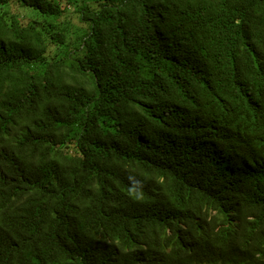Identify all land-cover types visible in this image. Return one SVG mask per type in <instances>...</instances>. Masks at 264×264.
Here are the masks:
<instances>
[{
  "label": "trees",
  "instance_id": "trees-1",
  "mask_svg": "<svg viewBox=\"0 0 264 264\" xmlns=\"http://www.w3.org/2000/svg\"><path fill=\"white\" fill-rule=\"evenodd\" d=\"M0 264H264V0H0Z\"/></svg>",
  "mask_w": 264,
  "mask_h": 264
},
{
  "label": "rangeland",
  "instance_id": "rangeland-1",
  "mask_svg": "<svg viewBox=\"0 0 264 264\" xmlns=\"http://www.w3.org/2000/svg\"><path fill=\"white\" fill-rule=\"evenodd\" d=\"M74 8H71L69 5H68V13H67V16L65 18V24L69 25V27H72L74 25V22H75V19H76V15L73 14ZM33 18V16H32ZM31 18V19H32ZM26 23H29L30 22V17L28 16L27 19L25 20Z\"/></svg>",
  "mask_w": 264,
  "mask_h": 264
},
{
  "label": "clouds",
  "instance_id": "clouds-1",
  "mask_svg": "<svg viewBox=\"0 0 264 264\" xmlns=\"http://www.w3.org/2000/svg\"><path fill=\"white\" fill-rule=\"evenodd\" d=\"M130 193H137V188L133 187L130 189ZM142 197V192H139L137 198Z\"/></svg>",
  "mask_w": 264,
  "mask_h": 264
}]
</instances>
